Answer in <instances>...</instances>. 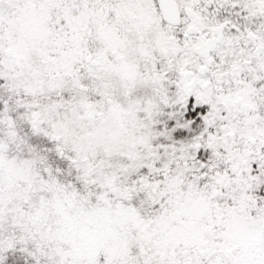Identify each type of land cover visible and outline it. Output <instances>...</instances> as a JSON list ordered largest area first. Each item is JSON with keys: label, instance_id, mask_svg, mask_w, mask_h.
Listing matches in <instances>:
<instances>
[{"label": "snow or ice", "instance_id": "1", "mask_svg": "<svg viewBox=\"0 0 264 264\" xmlns=\"http://www.w3.org/2000/svg\"><path fill=\"white\" fill-rule=\"evenodd\" d=\"M0 264H264V0H0Z\"/></svg>", "mask_w": 264, "mask_h": 264}]
</instances>
